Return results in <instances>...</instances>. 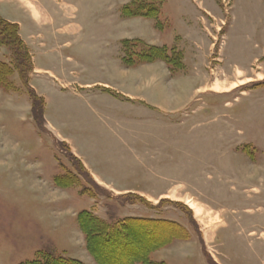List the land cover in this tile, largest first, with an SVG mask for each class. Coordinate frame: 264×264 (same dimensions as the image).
Segmentation results:
<instances>
[{
    "label": "rangeland",
    "instance_id": "374dc122",
    "mask_svg": "<svg viewBox=\"0 0 264 264\" xmlns=\"http://www.w3.org/2000/svg\"><path fill=\"white\" fill-rule=\"evenodd\" d=\"M135 2L0 0L19 27L0 26V264H98L82 212L164 220L156 262L264 264V0H137L160 8L162 30L123 16ZM140 37L184 67L163 84L127 67L149 51ZM157 89L178 110L120 93ZM142 229L130 249L108 248L111 264L165 231Z\"/></svg>",
    "mask_w": 264,
    "mask_h": 264
},
{
    "label": "trees",
    "instance_id": "16d2710c",
    "mask_svg": "<svg viewBox=\"0 0 264 264\" xmlns=\"http://www.w3.org/2000/svg\"><path fill=\"white\" fill-rule=\"evenodd\" d=\"M138 3L139 4H137L136 0L135 3L124 7L123 16L125 18L136 16L154 17L156 27L162 30L164 26L159 18L160 8L156 9V7H145L144 4L140 2ZM1 25L3 29H10L11 31H13V34H15L16 37H19L18 24H13L0 18V26ZM3 29H1L0 32H2ZM18 40H20V38H18ZM129 42V40L124 42V50H127V45ZM148 48L149 51L139 52V57H136L138 58V60L135 62L131 61V58L125 57V65L131 68L143 63L163 61L172 70H174L175 66V69L184 67L183 57L181 54H178V52H175L176 48H171L169 51L171 54L176 55L175 57H173V55L169 56L165 53V51L167 50L166 46L150 45ZM178 55L180 56V59ZM172 66H174V68ZM79 223L82 232L85 235L88 251L98 264L110 263V261L108 260V248H110L111 250H113L114 248H129V246H132L131 242L133 239H135L136 243L139 238L141 240L142 236L148 234L142 228L148 230L155 229L160 231L167 228L166 222L164 220L134 217L125 218L109 225L96 216L92 215L90 212H82L79 215ZM165 231L167 232L164 233ZM165 231L157 236L152 244H147V246L141 247V251L143 252L141 254H136L137 257L131 258L130 261L128 260L127 264H165V262H156L150 258V255L153 252L171 243V240H169L168 238L172 232V229L167 228V230L165 229ZM103 255L105 256V258L103 257ZM43 257H45V262H43L42 264H83L79 260L66 258L63 256H54L53 254H45L43 255ZM32 264H37V261Z\"/></svg>",
    "mask_w": 264,
    "mask_h": 264
},
{
    "label": "crops",
    "instance_id": "0c3cea01",
    "mask_svg": "<svg viewBox=\"0 0 264 264\" xmlns=\"http://www.w3.org/2000/svg\"><path fill=\"white\" fill-rule=\"evenodd\" d=\"M204 10L205 11L202 13V15L205 16L206 15L205 13H208V10H206V8ZM140 18H148V19L154 20V17H150V16H136V17H130V18H127V19L139 20ZM201 19H203V18H201ZM11 23L17 24V23H14V22H11ZM154 23H155V20H154ZM147 26H148V30L147 31L153 32L152 31V27H151L152 25H147ZM155 28L157 29L156 23H155ZM31 36H33V35H30V37ZM23 40H24V38H23ZM136 40H140L142 42H145V43L153 45V46H160V45H156V42L154 40H148L147 41V40H145L144 38H141V37L139 39H136ZM24 41H26V40H24ZM28 44H29V47L31 48L30 42H28ZM33 61H34L35 71H40L41 69H39L36 66V64H35V56H33ZM162 66H163L164 69L162 68ZM138 67L142 68L141 75H144V76L147 75V77H150V79H152L154 81H157V82L162 80V84L166 80V78L170 77V75H171L170 74V70L168 69L166 63L163 62V61H156V62H153V63H143V64H139ZM164 70L167 71V72L165 73ZM126 78L127 77L125 75L124 81H126ZM161 86L162 85H160L159 87H161ZM105 89L110 90V88H105ZM120 93L122 95H124L126 98H129V99H135V98L139 99L140 101L145 103L149 108H152V109H158V110L166 111V112H169V111L170 112H175L176 110H178L177 107H174L173 103H165V102H163L161 100V96H163V91L160 90V89H157V92H156V95H155V99L156 100H152V98H150V100H149L148 96H146L143 92L137 93V92H130V91L126 90L125 92H120ZM150 97H152V96H150ZM45 113H46V111H45ZM50 125L52 126L51 123H50ZM84 162L91 169L92 174L94 175V177L97 180H99L100 183L107 184V182L101 176H99L96 172H94L95 170H93V168L91 166H89V164L86 162L85 158H84Z\"/></svg>",
    "mask_w": 264,
    "mask_h": 264
},
{
    "label": "bare ground",
    "instance_id": "6f19581e",
    "mask_svg": "<svg viewBox=\"0 0 264 264\" xmlns=\"http://www.w3.org/2000/svg\"><path fill=\"white\" fill-rule=\"evenodd\" d=\"M187 204L190 206V208L197 210V206H195L196 204L193 201L188 200ZM158 240H160V239H158Z\"/></svg>",
    "mask_w": 264,
    "mask_h": 264
}]
</instances>
